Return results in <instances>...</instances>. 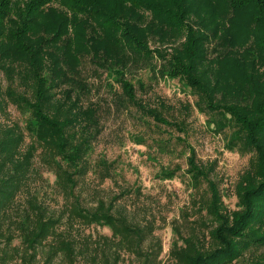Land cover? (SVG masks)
<instances>
[{"label":"trees","instance_id":"1","mask_svg":"<svg viewBox=\"0 0 264 264\" xmlns=\"http://www.w3.org/2000/svg\"><path fill=\"white\" fill-rule=\"evenodd\" d=\"M87 64L108 72L129 101L170 126L178 122L140 100L127 72L141 65L178 79L210 126L231 129L229 149L253 153L235 185L239 207L226 210L210 177L214 164L200 162L187 144L193 187L207 184L200 201L211 240L180 243V235L171 246L173 264H264V255L246 257L264 247V0H0V263L15 256L20 264H118L122 251L137 264L153 261L150 221L137 222L121 207L124 189L110 199L83 195L102 132L101 108L85 102L92 91ZM10 106L21 119H3ZM38 161L55 176L57 208L40 195ZM112 169L101 158L95 170L105 176ZM175 175L163 165L158 177ZM91 225L112 235L92 239L82 232ZM161 249L159 243L157 254Z\"/></svg>","mask_w":264,"mask_h":264},{"label":"rangeland","instance_id":"2","mask_svg":"<svg viewBox=\"0 0 264 264\" xmlns=\"http://www.w3.org/2000/svg\"><path fill=\"white\" fill-rule=\"evenodd\" d=\"M111 76L95 69L93 64H87L84 71V78L92 88L85 102H97L101 108L102 132L92 155L94 166L82 181L83 195L90 200L110 199L124 189L125 193L119 198L121 207L128 210L137 222L145 224L150 221L147 241L152 243L156 252L150 264H173L171 246L180 235V243L192 236L201 246L208 245L211 240V220L201 203L205 199L202 197H207V184L204 182L193 187L187 173V144L195 148L200 162L214 164L210 177L219 184L226 210L239 207L235 185L249 167L253 153L229 149L231 129L218 132L214 125L210 126L209 115L198 110L196 96L178 79L153 74L149 67L141 65L131 66L127 72V79L133 82L140 100L157 106L169 121L178 122V125L170 126L143 113L122 94L120 84ZM160 100L165 103L164 107L159 105ZM10 118L21 119L14 106H10L8 114L3 117L4 120ZM137 135L142 138V143L136 140ZM101 158L111 164L110 175L103 176L100 169L95 170ZM163 165L176 168L175 177H158ZM37 166L44 170L41 197L49 206L59 207L62 199L55 187L54 174L39 161ZM82 232L92 235V239L100 238L101 242L105 236L112 235L110 228L95 225L83 227ZM159 243L162 249L157 254ZM255 255H264V247L248 252L246 257ZM13 257L11 264H20ZM138 262L137 257L122 251L118 264Z\"/></svg>","mask_w":264,"mask_h":264}]
</instances>
